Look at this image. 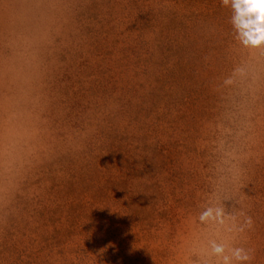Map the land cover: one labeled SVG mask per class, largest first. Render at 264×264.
I'll return each instance as SVG.
<instances>
[{
  "label": "rangeland",
  "instance_id": "374dc122",
  "mask_svg": "<svg viewBox=\"0 0 264 264\" xmlns=\"http://www.w3.org/2000/svg\"><path fill=\"white\" fill-rule=\"evenodd\" d=\"M234 14L222 0H0V208L9 206L10 223L26 217L31 168L54 173L90 144L102 153L117 141L106 185L135 197L114 231L92 216L93 204L72 255L87 264H223L215 242L225 255L243 248L262 261L264 44L245 45L238 32L225 35L236 48L209 54L215 22ZM225 53L228 68L219 67ZM167 105L170 119L182 116L176 123Z\"/></svg>",
  "mask_w": 264,
  "mask_h": 264
},
{
  "label": "trees",
  "instance_id": "16d2710c",
  "mask_svg": "<svg viewBox=\"0 0 264 264\" xmlns=\"http://www.w3.org/2000/svg\"><path fill=\"white\" fill-rule=\"evenodd\" d=\"M173 15L172 12L171 17ZM213 16L215 15L213 14ZM177 21L178 19L174 20L175 27ZM220 21L215 22L216 31L218 30L216 35L218 34L220 38L213 44L210 41L209 45V54L216 59L221 55L219 54L221 48L228 49V44L236 48L233 38L227 41L225 35L227 38L230 34L238 33L233 22ZM169 24L171 23H166L165 29H173V26H169ZM160 30L161 28L157 32ZM148 52L147 55H151V52ZM225 54V58L222 54L221 60L223 59L224 62L221 65L218 64L219 67L228 68L229 66L230 58L227 57L230 54ZM203 59L204 57H202ZM208 62L209 60L205 63L206 67L211 66V63ZM171 107V105H167L162 111L164 116L167 114V121L176 123L182 116L175 114V117L170 119ZM177 129H179L182 139L189 138L187 129L184 130V127H179V125ZM150 136L152 135L148 134L146 138ZM149 140L153 146L151 149H154L155 142ZM160 148H166V151L168 149L166 145H161ZM96 150V146L90 144L80 153L71 154L65 158L61 165L57 163L54 173L49 170V167L46 168V171L34 167L26 173V217L23 216L24 218L20 219L22 225L10 223L15 216H12L11 211L7 209L9 206L5 205L0 208V213L7 209L6 214L1 213L2 216L0 215V264H87L89 260L85 261L84 255H72V253L78 246L74 239H77L79 234L83 233L84 235L85 233L83 224L90 221L93 204L100 203V207L96 211L94 210L92 216L95 215L99 219L98 221L106 223V229L110 227L114 231L116 226L123 223L122 210L126 211V204L130 199L132 201L135 196L131 192L125 196L121 192L110 194L106 185L109 175L104 173L110 167V150L115 157H118L116 160L121 157L119 142L116 141L114 144V150L104 148L102 153L99 151L96 153ZM122 156L125 157V154ZM259 170L261 184L259 183L258 190L261 191L262 197L255 204L257 206L256 214L264 206L262 204L264 183L261 182L264 181V157L261 158ZM93 171H97L99 175L95 177ZM127 176L129 177V175ZM2 220L4 222H1ZM254 221L256 222V220ZM77 251L80 253L79 250ZM86 258L90 259L88 255ZM262 261H260V256L254 255L247 264H262ZM91 263L95 264L94 260Z\"/></svg>",
  "mask_w": 264,
  "mask_h": 264
},
{
  "label": "clouds",
  "instance_id": "9594fccd",
  "mask_svg": "<svg viewBox=\"0 0 264 264\" xmlns=\"http://www.w3.org/2000/svg\"><path fill=\"white\" fill-rule=\"evenodd\" d=\"M223 5L234 9L233 24L239 32L240 39L245 45L253 47L264 44V0H222ZM212 214L211 210L201 216V220L207 219ZM222 214V210H217V215ZM247 225L251 226V218H248ZM213 253L222 257L223 264H233V258L247 264L252 257L243 248L231 249V256L225 255V246L213 242Z\"/></svg>",
  "mask_w": 264,
  "mask_h": 264
}]
</instances>
